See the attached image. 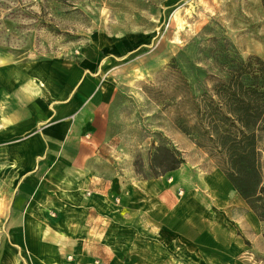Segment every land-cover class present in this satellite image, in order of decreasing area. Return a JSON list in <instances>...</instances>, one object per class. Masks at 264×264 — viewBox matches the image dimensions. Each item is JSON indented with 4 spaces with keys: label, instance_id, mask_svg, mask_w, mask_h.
<instances>
[{
    "label": "rangeland",
    "instance_id": "374dc122",
    "mask_svg": "<svg viewBox=\"0 0 264 264\" xmlns=\"http://www.w3.org/2000/svg\"><path fill=\"white\" fill-rule=\"evenodd\" d=\"M209 24L221 27L243 57L262 55L260 0H0L1 57L88 59L116 86L106 141L87 164L107 187L101 232L93 225L89 238L75 239L66 222L81 210L74 215L71 199L52 196L62 205L55 209L60 223L43 230L52 233L46 242L37 234V252H8L0 264H264L263 225L175 126L188 109L183 81L169 65ZM34 85L30 80L23 89ZM162 141L185 164L157 179L137 175L135 162L146 165L151 146ZM208 183L225 187L215 202Z\"/></svg>",
    "mask_w": 264,
    "mask_h": 264
},
{
    "label": "crops",
    "instance_id": "0c3cea01",
    "mask_svg": "<svg viewBox=\"0 0 264 264\" xmlns=\"http://www.w3.org/2000/svg\"><path fill=\"white\" fill-rule=\"evenodd\" d=\"M30 80L37 91L23 89ZM115 87L102 66L88 59L67 64L0 56V258L37 252V234L46 242L50 226L60 223L55 209L62 205L52 196L71 199L74 215L81 210L80 218L66 222L75 239L89 238L93 225L101 232L107 187L89 175L87 164L106 141ZM81 225L85 230L76 232ZM47 226L51 232L45 234Z\"/></svg>",
    "mask_w": 264,
    "mask_h": 264
},
{
    "label": "trees",
    "instance_id": "16d2710c",
    "mask_svg": "<svg viewBox=\"0 0 264 264\" xmlns=\"http://www.w3.org/2000/svg\"><path fill=\"white\" fill-rule=\"evenodd\" d=\"M261 43V56L243 57L221 27L209 24L169 66L183 81L188 109L175 126L215 163L264 228V34ZM184 164L181 152L162 141L151 146L146 165L139 159L134 167L144 179H157Z\"/></svg>",
    "mask_w": 264,
    "mask_h": 264
},
{
    "label": "bare ground",
    "instance_id": "6f19581e",
    "mask_svg": "<svg viewBox=\"0 0 264 264\" xmlns=\"http://www.w3.org/2000/svg\"><path fill=\"white\" fill-rule=\"evenodd\" d=\"M177 16L175 17V21H177ZM179 22H180V20H178ZM177 23V22H176ZM181 24V23H180ZM179 24V25H180ZM178 27H181V26H178ZM182 28V27H181ZM136 70V69H135ZM36 90L37 91V86L36 85H34V86H32V87H29V90ZM68 188V187H67ZM206 188H208V192H207V194L209 195V196H207L209 199H210V201L211 202H215V201H217L218 200V195L220 196V195H222L223 194V192H224V190H225V187L224 186H222V187H219L217 184H209L208 183V185L206 186ZM214 198H216L217 200H215L214 201ZM208 207L210 208L211 207V205L208 203Z\"/></svg>",
    "mask_w": 264,
    "mask_h": 264
}]
</instances>
